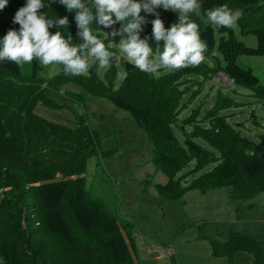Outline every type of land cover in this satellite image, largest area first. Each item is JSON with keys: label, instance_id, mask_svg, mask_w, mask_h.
<instances>
[{"label": "trees", "instance_id": "obj_1", "mask_svg": "<svg viewBox=\"0 0 264 264\" xmlns=\"http://www.w3.org/2000/svg\"><path fill=\"white\" fill-rule=\"evenodd\" d=\"M84 2L92 7V0ZM43 3L40 11L46 18H68L66 28L49 31L59 30L65 38L71 35L74 45L83 43L76 10L69 11L59 0ZM24 4L26 0H8L0 10V39L9 29H19L13 17ZM222 5L242 12L235 29L205 23L206 10ZM157 13L164 24L178 22V13L162 6L154 13L141 10L147 22L140 36L149 37L153 52L157 44L151 36L152 21ZM202 15L193 13L190 19L199 25L208 45L205 57L212 63L161 70L157 77L135 66L125 68L126 78L117 89L114 79L107 84L99 75V62L78 76L65 75L59 64L58 73L40 78L35 59L31 76L23 74L15 62L0 61V264H141L136 258L134 225L86 188L89 160L105 154L99 132L80 112L77 126L69 128L34 111L39 100L53 103L45 95L47 90L60 93L63 88V95L81 100V94L64 88L69 83L91 96L108 98L146 129L155 166L168 177L166 183L155 185L164 200L181 199L191 190L206 193L225 186L230 187L232 200H248L264 192V146L245 137L237 128L240 124L230 122V114L225 113L239 106L234 98L219 90L202 116L194 109L184 120L180 118L189 89L187 76L193 74L206 78L223 73L233 84L253 90L264 106V84L252 68L237 62L242 54L264 56V0H203ZM122 23L114 27L119 29ZM90 27L98 37L110 29L95 21ZM248 34L256 36V47L240 40L239 35ZM159 47L162 51V41ZM174 126L182 129L183 141ZM210 244L215 259L225 257L234 264L236 254L243 251L252 256V264H264V240L246 233L231 231L226 241L210 239Z\"/></svg>", "mask_w": 264, "mask_h": 264}, {"label": "rangeland", "instance_id": "obj_2", "mask_svg": "<svg viewBox=\"0 0 264 264\" xmlns=\"http://www.w3.org/2000/svg\"><path fill=\"white\" fill-rule=\"evenodd\" d=\"M172 24L166 21L164 26L168 28ZM110 32L111 29L104 30L98 38L106 41L115 55L106 67L99 65L98 73L103 77L115 58L113 86L117 89L126 73L124 61L127 60L119 51L120 37L113 40ZM239 38L249 47L257 46V38L253 34L239 35ZM97 62H93L90 68ZM203 62L212 63L207 58ZM237 62L242 67L252 68L264 84V56L242 54ZM20 67L23 74L31 76L34 61ZM59 70V64L44 67L37 61L36 71L40 78L52 76ZM187 77L185 85L189 89L183 98L181 119L184 120L194 109H199L202 116L213 105L218 91L222 90L239 103L238 107L225 113L230 114V122L240 124L237 128L245 137L264 146V106L253 95V90L233 84L223 73L206 78L195 74ZM64 88L81 94L82 99L75 100L47 90L45 95L53 103L39 100L34 111L42 118L69 128L77 126V114L80 112L99 132L105 154L100 152L89 160L85 172L86 188L123 221L134 225L138 262L229 264L225 257L215 259L211 256L210 239L224 242L231 231H237L264 240V192L248 200H232L230 187L225 186L206 193L191 190L181 199L164 200L155 185L166 183L168 177L155 166L154 150L146 129L129 111L117 107L108 98L91 96L73 83ZM252 116H256L258 123ZM174 129L183 141L182 129L175 126ZM186 129L190 130L187 124ZM164 246L174 247L175 254L161 258L159 249ZM252 261V256L242 251L236 254L234 264H252Z\"/></svg>", "mask_w": 264, "mask_h": 264}, {"label": "clouds", "instance_id": "obj_3", "mask_svg": "<svg viewBox=\"0 0 264 264\" xmlns=\"http://www.w3.org/2000/svg\"><path fill=\"white\" fill-rule=\"evenodd\" d=\"M59 3L69 11L76 10L75 20L80 29L78 36L83 43L74 45L71 35L65 38L59 30L55 33L49 31L52 27L66 28L67 16L55 21L46 18L40 11L44 7L43 0H26L13 17V23H18L19 29H9L0 39V61L22 65L31 64L35 59L44 67L60 64L65 75L73 76L86 74L95 61L106 67L115 54L93 33L90 27L93 21L103 28H110L113 40L116 36L120 37L119 51L128 62L154 77L161 70L195 67L206 59L208 45L200 36L199 25L190 19L193 13L203 18V0H92L95 12L92 7L86 6L84 0H59ZM7 4L8 0H0V10ZM161 6L177 12L178 22L166 28L156 14L151 36L157 48L153 52L149 37L140 36L142 25L147 22L140 13L142 9L154 13ZM204 14L207 17L205 23L235 29L242 12L222 5L208 9ZM118 22H123L119 29L114 27ZM161 41L162 51L159 47ZM60 94H64L63 88Z\"/></svg>", "mask_w": 264, "mask_h": 264}, {"label": "water", "instance_id": "obj_4", "mask_svg": "<svg viewBox=\"0 0 264 264\" xmlns=\"http://www.w3.org/2000/svg\"><path fill=\"white\" fill-rule=\"evenodd\" d=\"M116 62V59L114 58V60L112 61L109 69L105 72L104 76H103V79L104 81L107 83V84H110L113 79H114V63ZM125 63V68L126 69H130L132 67H134L133 64L127 62V61H124ZM90 71H92V68H90Z\"/></svg>", "mask_w": 264, "mask_h": 264}, {"label": "built area", "instance_id": "obj_5", "mask_svg": "<svg viewBox=\"0 0 264 264\" xmlns=\"http://www.w3.org/2000/svg\"><path fill=\"white\" fill-rule=\"evenodd\" d=\"M174 252V249L171 248V247H162L159 249V254H160V257L161 258H167L169 257L170 255H172V253Z\"/></svg>", "mask_w": 264, "mask_h": 264}, {"label": "crops", "instance_id": "obj_6", "mask_svg": "<svg viewBox=\"0 0 264 264\" xmlns=\"http://www.w3.org/2000/svg\"><path fill=\"white\" fill-rule=\"evenodd\" d=\"M202 193V192H201ZM174 249V252L172 253V256L175 254V248L172 247ZM177 251V250H176ZM181 251V249L179 250V252Z\"/></svg>", "mask_w": 264, "mask_h": 264}]
</instances>
